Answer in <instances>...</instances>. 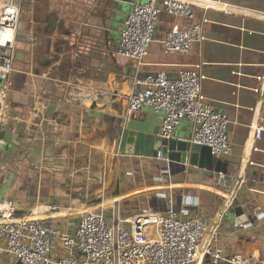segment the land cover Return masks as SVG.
<instances>
[{"label":"crops","instance_id":"1","mask_svg":"<svg viewBox=\"0 0 264 264\" xmlns=\"http://www.w3.org/2000/svg\"><path fill=\"white\" fill-rule=\"evenodd\" d=\"M148 1L19 0L11 51L15 67L24 72L16 69L12 73L10 89L5 92L9 106L8 125L0 131V202L16 197L32 200L35 206L0 205V221L43 219L58 233L73 232L82 214L75 217L100 207L98 200L112 179L114 193L108 192L120 198L106 203L118 206L122 196L147 189L155 190L160 202L166 203L164 196H176L183 215H200L216 226L218 243L214 246L226 255L257 252L264 256V0H194L198 6L193 20L163 14L156 40L140 67L118 53L119 32L134 4ZM203 5L208 6L206 11ZM205 13L202 43L187 54L165 52L162 41L174 26L183 29L196 24ZM195 66L205 76L203 95L229 116L234 152L214 156L219 172L187 163L184 169L175 165L169 181L158 180L159 160L127 141L133 115L127 102L142 75L165 72L175 77ZM37 67L39 77L33 74ZM38 83L61 98L63 106L53 121L44 120L46 92ZM95 89L106 90V98L92 100L96 101L93 108H83ZM143 113L155 115V123H162L163 115L151 108L137 115ZM192 128L183 120L176 139H189ZM257 128H263L261 138L255 136ZM43 157L62 170L53 174L31 171ZM81 166L105 171L106 177L90 197L69 199L68 195L87 190L90 177L74 171ZM136 173L143 180L129 178L127 185L124 180ZM147 178L151 180L142 183ZM32 179L42 180L38 190L33 189ZM232 197L243 209L242 224L230 211L235 201L223 219L218 218ZM203 250L204 246L200 255L204 261ZM53 251H62L57 238ZM0 264H15V260L0 252Z\"/></svg>","mask_w":264,"mask_h":264},{"label":"built area","instance_id":"2","mask_svg":"<svg viewBox=\"0 0 264 264\" xmlns=\"http://www.w3.org/2000/svg\"><path fill=\"white\" fill-rule=\"evenodd\" d=\"M196 6L194 0L135 3L120 29L118 53L143 66L156 40L159 18L167 14L193 20ZM200 7L208 9V6ZM19 16V0H0V131L8 125L9 103L5 92L10 89V78L16 71L11 50ZM205 22L206 13L196 24L183 29L174 26L162 41L165 52L189 53L195 44L205 40ZM6 30L11 31L7 40L3 37ZM204 79L200 66L185 68L175 77L165 72L148 74L134 83L135 90L127 102L128 111L138 113L149 107L162 114L157 135L166 143L176 139L181 122L187 120L193 126L192 135L187 139L190 145L207 146L214 156H230L234 149L229 139V116L203 95ZM262 132L263 128H257L255 136L261 138ZM157 159L163 160L162 152ZM164 160L166 165L156 178L169 181L172 168ZM164 198V212L150 207L127 218H121L119 213L111 218L104 208L96 207L82 214L73 232L58 233L43 219L3 220L0 221V252L22 264H196L198 261L264 264V256L257 252L226 255L214 246L218 243L216 226L208 224L200 215H183V206L179 209L176 196ZM234 201V197L227 199L219 220ZM55 238L62 250L58 254L53 251ZM203 246L204 261L200 259Z\"/></svg>","mask_w":264,"mask_h":264},{"label":"water","instance_id":"3","mask_svg":"<svg viewBox=\"0 0 264 264\" xmlns=\"http://www.w3.org/2000/svg\"><path fill=\"white\" fill-rule=\"evenodd\" d=\"M42 64H44L43 61ZM16 69L20 71L19 73L24 72V70H21L19 68ZM33 74H35V77H39L41 74L40 67H37L35 70H33ZM147 76L148 74L142 75V79L146 78ZM37 85L40 90H45L46 92V110L44 113V120L45 122L49 120L53 121L55 120L59 109L63 106L60 101L61 98L57 92L45 89V87L41 83H38ZM107 94L108 92L106 90L95 89L91 92L89 100L87 102H84L83 108L95 107L96 101L92 103V100L101 101L106 98ZM155 117V115H151L148 113H143L139 116L137 115V113H133V115L131 116L128 122V128L130 129V131L128 133L127 141L129 144L134 143L137 151H142L144 154L153 158H158L159 153L162 152V158L168 160L170 168H173L175 165H179L182 167V169H184L185 165L187 163H190L191 165H198L207 170L216 169V171H220L218 167L215 168L218 165L217 163H215L211 148L196 144L190 145L187 140L179 139H172L168 143H166L160 136L157 135L159 131L158 128L162 125V123L156 124ZM120 130L123 131V128H120ZM43 135L44 134H42L40 137L42 138ZM35 152L36 154H38L36 150ZM30 170L38 174H53L55 171L62 169L54 167V165L49 164L47 161L45 162V159L43 157L42 160L31 166ZM74 171L76 173L82 172L90 177V180L87 184V190L79 194L80 198L83 200L88 198L87 196L91 194L92 189L101 184L106 177L105 171L97 172L86 168L85 166H81V169ZM0 205H8L12 207H34L35 202L32 200L24 201L16 197H10L8 199L2 200L0 202ZM235 205L236 207L232 208L230 211L237 217L238 224H242V222L244 221L241 220V217H243L244 215L243 209L239 206L238 200L235 201ZM15 264L22 263L20 261H17L15 262Z\"/></svg>","mask_w":264,"mask_h":264},{"label":"rangeland","instance_id":"4","mask_svg":"<svg viewBox=\"0 0 264 264\" xmlns=\"http://www.w3.org/2000/svg\"><path fill=\"white\" fill-rule=\"evenodd\" d=\"M3 82H1L2 84ZM159 165H158V172L160 171V169L162 167H164L166 164L165 162L159 160L158 161ZM144 168H147V166H143ZM122 177V175H121ZM136 177L137 179H140L142 178V175L140 173H136L135 176H127V179L124 180V182L128 185L130 184L129 183V178H134ZM109 180V185L106 189V192L105 194H103L100 198H99V204H100V207L104 208V210L106 212H108V215L111 216V218H113L114 214L116 213H119L121 218H127V217H132L133 215L141 212L142 210L144 209H149L150 207H154L162 212H164L166 210V203L163 201V202H160V198L156 197V191L155 190H143L141 192H138V193H135L133 195H130L128 197H124L122 196L123 198H121L118 202V206L115 205L114 203H106L107 200H111V199H115L116 197H119L120 198V194L118 195H113V194H110L108 191H114V188H115V183L112 182L111 180L112 179H108ZM143 180V178H142ZM151 180L150 178H147L145 179L143 182L145 181H149ZM107 182V180L104 182V184ZM42 183V180L41 179H32V186H33V189L34 190H38L39 186L41 185ZM102 185H98L97 187L93 188L91 192H93L94 190H97L98 188H100ZM128 187V186H127ZM145 187H143L144 189ZM141 189V188H140ZM85 191V190H84ZM83 193V192H82ZM114 193V192H113ZM80 193H76L75 195H68L67 198L69 199H80V200H83L80 198L79 196ZM91 194H89V196L87 197H90ZM75 197V198H74ZM155 198L157 200H155ZM94 208H92L93 210ZM91 210V209H89ZM88 211V210H86ZM85 211V212H86ZM84 212V211H83ZM83 212H81L80 214H78L75 218H79L81 214H83ZM198 264V263H197ZM201 264V263H199Z\"/></svg>","mask_w":264,"mask_h":264},{"label":"bare ground","instance_id":"5","mask_svg":"<svg viewBox=\"0 0 264 264\" xmlns=\"http://www.w3.org/2000/svg\"><path fill=\"white\" fill-rule=\"evenodd\" d=\"M10 32H11L10 30H6V34L4 33L3 37L6 38V40L11 36ZM2 40H4V39H2ZM51 212L55 213L56 211L51 210ZM197 263L199 264L200 261H198Z\"/></svg>","mask_w":264,"mask_h":264},{"label":"trees","instance_id":"6","mask_svg":"<svg viewBox=\"0 0 264 264\" xmlns=\"http://www.w3.org/2000/svg\"><path fill=\"white\" fill-rule=\"evenodd\" d=\"M203 264H208V262H207V261H205Z\"/></svg>","mask_w":264,"mask_h":264}]
</instances>
